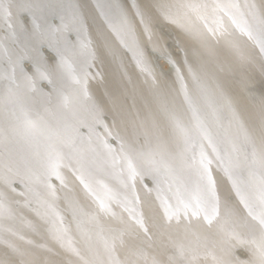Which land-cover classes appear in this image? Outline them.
<instances>
[{
	"label": "water",
	"instance_id": "water-1",
	"mask_svg": "<svg viewBox=\"0 0 264 264\" xmlns=\"http://www.w3.org/2000/svg\"><path fill=\"white\" fill-rule=\"evenodd\" d=\"M0 264H264V0H0Z\"/></svg>",
	"mask_w": 264,
	"mask_h": 264
},
{
	"label": "snow or ice",
	"instance_id": "snow-or-ice-1",
	"mask_svg": "<svg viewBox=\"0 0 264 264\" xmlns=\"http://www.w3.org/2000/svg\"><path fill=\"white\" fill-rule=\"evenodd\" d=\"M41 76H42V78H46V77L43 76V73H41Z\"/></svg>",
	"mask_w": 264,
	"mask_h": 264
}]
</instances>
